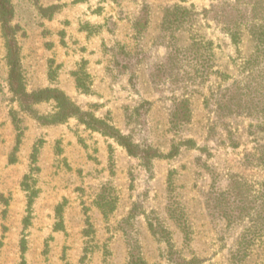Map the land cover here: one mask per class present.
<instances>
[{
	"label": "rangeland",
	"instance_id": "rangeland-1",
	"mask_svg": "<svg viewBox=\"0 0 264 264\" xmlns=\"http://www.w3.org/2000/svg\"><path fill=\"white\" fill-rule=\"evenodd\" d=\"M11 1L26 91L139 155L0 23V264H264V0Z\"/></svg>",
	"mask_w": 264,
	"mask_h": 264
},
{
	"label": "trees",
	"instance_id": "trees-1",
	"mask_svg": "<svg viewBox=\"0 0 264 264\" xmlns=\"http://www.w3.org/2000/svg\"><path fill=\"white\" fill-rule=\"evenodd\" d=\"M15 9L11 0H0V23L3 35L6 39V47L10 65V84L12 91L24 103H38L49 99L57 102L58 112L55 114V122H62L70 117H77L89 129L98 131L105 136L114 138L122 145L130 155H139L138 147L129 137L122 134L116 127L106 120L100 119L93 114L83 111L79 106L73 103L65 93L55 89H43L28 93L25 89L23 76L21 73L20 48L17 41V32L19 27L13 25ZM259 48L264 52V26L259 31ZM77 85L87 91L88 88L82 83L80 77H77ZM31 201L29 200V205Z\"/></svg>",
	"mask_w": 264,
	"mask_h": 264
}]
</instances>
